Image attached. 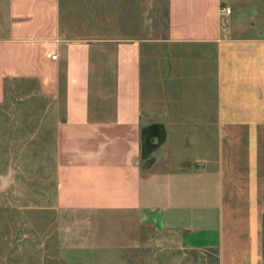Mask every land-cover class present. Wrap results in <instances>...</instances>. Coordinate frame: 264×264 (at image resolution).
<instances>
[{
    "label": "crops",
    "instance_id": "1",
    "mask_svg": "<svg viewBox=\"0 0 264 264\" xmlns=\"http://www.w3.org/2000/svg\"><path fill=\"white\" fill-rule=\"evenodd\" d=\"M28 79L59 211L264 264V0H0V103Z\"/></svg>",
    "mask_w": 264,
    "mask_h": 264
},
{
    "label": "rangeland",
    "instance_id": "2",
    "mask_svg": "<svg viewBox=\"0 0 264 264\" xmlns=\"http://www.w3.org/2000/svg\"><path fill=\"white\" fill-rule=\"evenodd\" d=\"M50 101L34 80L6 85L0 103V264H216L133 215L59 211Z\"/></svg>",
    "mask_w": 264,
    "mask_h": 264
},
{
    "label": "water",
    "instance_id": "3",
    "mask_svg": "<svg viewBox=\"0 0 264 264\" xmlns=\"http://www.w3.org/2000/svg\"><path fill=\"white\" fill-rule=\"evenodd\" d=\"M11 171H8L5 176L0 177V190H3L8 182V179L10 178Z\"/></svg>",
    "mask_w": 264,
    "mask_h": 264
},
{
    "label": "built area",
    "instance_id": "4",
    "mask_svg": "<svg viewBox=\"0 0 264 264\" xmlns=\"http://www.w3.org/2000/svg\"><path fill=\"white\" fill-rule=\"evenodd\" d=\"M226 13H229V10H225ZM53 59H55V56L52 57Z\"/></svg>",
    "mask_w": 264,
    "mask_h": 264
}]
</instances>
